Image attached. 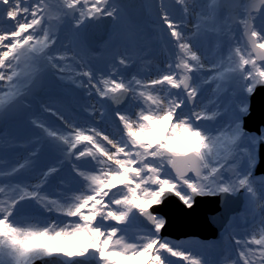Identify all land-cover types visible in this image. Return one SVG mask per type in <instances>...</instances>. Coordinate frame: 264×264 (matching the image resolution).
Returning <instances> with one entry per match:
<instances>
[{
	"label": "snow or ice",
	"instance_id": "obj_1",
	"mask_svg": "<svg viewBox=\"0 0 264 264\" xmlns=\"http://www.w3.org/2000/svg\"><path fill=\"white\" fill-rule=\"evenodd\" d=\"M174 2L181 7L179 19L165 0H155L157 14L148 28L160 39L167 35L170 55L159 75L145 80L127 74L135 62L127 49L116 51L110 68L92 64L101 49L84 30L89 21L110 19L113 32L122 22L130 34L135 27L120 0H0V120L18 106L31 109L37 85L48 74L88 96L94 92L102 104L120 106L131 99L139 109L115 111L122 126L116 139L97 127L78 126L44 101L37 102L41 112L61 126L33 118L29 122L38 132L27 143L0 130V151L5 143L34 145L12 166L0 155V264L52 257L59 264H264V177L255 172L264 129L257 133L245 126L248 100L264 87V0H234L227 8L223 0ZM65 28L71 31L67 43L61 39ZM209 34L216 38L215 60L206 66L209 57L197 42ZM73 66L86 70L72 71ZM225 84L232 99L222 106ZM206 88L213 98L197 110ZM163 122L168 127L160 133ZM184 133L195 142L183 150L173 147V141L187 143ZM45 142L58 150V161L33 183L26 177ZM82 158H89L87 168L76 163ZM66 161L73 180L60 178L59 190L49 192ZM170 194L187 209L197 197H240L243 232L233 229L235 217L223 226L231 251L209 254L202 249L217 246L196 248L161 236L168 221L152 209ZM26 204L42 212L28 214ZM136 220L141 223L130 230Z\"/></svg>",
	"mask_w": 264,
	"mask_h": 264
},
{
	"label": "rangeland",
	"instance_id": "obj_2",
	"mask_svg": "<svg viewBox=\"0 0 264 264\" xmlns=\"http://www.w3.org/2000/svg\"><path fill=\"white\" fill-rule=\"evenodd\" d=\"M165 2L167 4L168 8L173 12L175 18L179 19L181 17V7L179 5H177L174 2V0H165ZM146 4L149 5V7L147 8L146 18L141 23H135V27L132 29L131 34L129 32V26L124 22L121 23L119 29L115 32H113V29L111 26L110 32L108 34V37H111V39L110 40L108 39V42H106V43L102 41V42L98 43L96 46V48L101 49V51H100V54L92 60V64H93L94 68L98 67V62H99L98 59L105 52L108 54H114L115 55L117 50L122 53L127 49V51H129L132 54L133 59L135 61L132 64V66L126 70L127 74L131 75L136 70L139 71L138 63H140L139 62L140 59H138V58L144 57L145 59L150 60L151 64L155 68L154 77L156 78L159 75V70L162 67H164L165 64L167 63V62L164 63L162 61L164 51H165V54L167 56H169L170 55V46H167L168 45V38H167L166 34L164 35L163 39H160L159 35H157L156 33H153L148 28L149 21L156 16L157 12H156V7H155V0H146ZM257 23H259V21H257ZM233 31L236 33L237 36L240 34L239 31H237L235 25L233 26ZM65 37H71V31L67 28H65L61 33V39H63L64 42L67 43L68 41H67V39H65ZM118 37H122V40H119ZM206 38H209V42H211L212 46L215 44L216 38L214 36L209 34V35H206ZM105 41H106V39H105ZM114 45H116V46L114 47ZM84 70H86V69H77V68H75V66H73V68H72V71H84ZM122 71H125V70L122 69ZM139 75H140V78H143L145 80L148 78V74L145 72H139ZM44 78L48 79L49 82L44 87V89L41 91V95H37V94L35 95V97H34L35 100H33V107L31 109H28L27 116L25 118L20 119V120L9 122V123H12V127L15 128V130H16L15 134H18V138L16 139V141H18L20 143H27V142H29V140L31 138V136L29 134H32V133H34V136L32 138L35 137L38 130L35 129L31 125V123L29 122L33 118H38V119L44 121L46 123V125H48V126L57 127L56 119L54 120L51 118L50 115L44 114L41 112V110L39 108V104L37 103L38 101H44L46 103L47 102L53 103L54 107L56 109H59V110L62 109L59 111L60 113H62V111L65 112L64 116L66 117V119L69 118V119L74 120L76 122H80V121L94 122V124L96 125V127L98 129L100 128V125H99V122H100L103 126H106L107 128L113 130L114 139L119 137V135H120L119 129L122 126L119 125V123L117 122V119L114 117L115 111L120 110L122 112H125L123 110L126 107L131 108V105L134 101L129 99V102L125 108H123V109L116 108L114 110V116H113V114L110 113L108 106L106 104H102V102L94 94V92H93V95L88 96L84 90L77 89V88L72 87L70 85L66 86L65 84H63L59 80L53 78V76L51 74H48ZM232 86L233 87L235 86V82H233ZM226 89H228V90H226ZM208 94L213 96V92L211 91L210 88L205 89L203 95L197 99V102H196L197 103V110H200V109H198V107L202 106V102H205ZM74 98H75V100H74ZM77 99L81 103L80 106L74 105V102H76ZM87 99H89L88 102H90L92 100L95 101L94 107L100 106V109L105 112V115L103 117L100 116L99 120H96L95 115H93V114L90 115L89 110L84 111V109L88 107L87 101H86ZM230 99H232V97L230 96V86L227 84L222 85V88L220 90V103H221V105L223 106L224 104L229 103ZM248 103H249V112H250L251 96L248 100ZM206 123H211V122H206ZM161 124L163 125L162 126L163 128H160V129L157 128V131L160 133H164L165 129L168 127V124H167V122H163ZM6 126H5V128H6ZM262 129H264V123L261 125L260 130H262ZM252 132L258 133L259 131L252 130ZM2 134L5 135L6 133L2 132ZM184 134L186 135L187 143H178V142L173 141V147H176V148L183 150L184 148L189 147L192 143L195 142V137L191 136L189 133H184ZM30 146H31V144L29 145L28 149L24 148L25 152L21 155H27L28 151L32 147H34V145H32L31 147ZM19 149L21 151L23 148L18 147L16 150L18 151ZM48 150H51L54 152V157L58 161V157H59L58 150L55 149L51 144H49L47 142H45L44 145L40 148V152H39L37 158H39L41 156V154H43V153L45 154ZM259 152H260V147L258 149L257 166L259 163ZM86 159H89V158H82L81 161L76 162V163L78 164L80 162H84ZM9 161L11 163H14L13 161H11V158H9ZM22 161H20V162H22ZM73 162H75V161H73ZM12 165L13 164H10L9 166H12ZM257 166L255 169L256 175H259L258 177H264L263 173H257ZM63 168L64 169H71V163L67 164L65 162ZM39 173L37 174V176L39 175ZM59 177H60V175L58 174V176L56 178H54L50 184L56 183ZM32 180L34 181V179H31L30 181L32 182ZM218 199L219 198L209 200V201H204L203 203L201 202L202 207L205 206L206 204H210V205L214 206L216 204V202L218 201ZM234 203H235V201L234 202L231 201V204H234ZM242 208H243V205L241 206V209ZM25 212L33 214V213H41L42 210L36 206L31 205L30 207L25 209ZM233 217H235V219H233V224H232L233 229H235V231L237 233H242L244 230V227H245V217H244L243 213L241 211H238V212L232 214L230 218H233ZM53 219H55V218H53ZM113 223H115V222H113ZM138 225H139V221L136 220V221H133L132 223H130L128 225V227L130 230H134ZM183 225H186V224H183ZM183 227L189 228L188 226H183ZM166 238H168L172 241H181V240L190 241V242H192L191 246L196 247V248H200L201 245H208V244H212V245L217 246L216 249H202L204 251L209 252V254H214L215 251H219L220 256H223L225 254V252L231 251V245L229 243L228 238L225 237V235H224V229L221 231L220 237H218V238L203 239V238L198 237V236H188V237H181V238L166 237ZM49 243H51V242H49ZM57 246H65V245L58 244ZM220 250H223V251H220ZM172 259L177 260L179 258H172Z\"/></svg>",
	"mask_w": 264,
	"mask_h": 264
},
{
	"label": "water",
	"instance_id": "obj_3",
	"mask_svg": "<svg viewBox=\"0 0 264 264\" xmlns=\"http://www.w3.org/2000/svg\"><path fill=\"white\" fill-rule=\"evenodd\" d=\"M120 2L125 6V12L127 15L135 23H141L145 19L147 9H145L142 5L146 4V0H120ZM223 3L227 8L229 5L234 3V0H223ZM112 23L113 22L110 19H102L99 22L89 21L87 23L84 30L86 31L89 41L93 47L96 48L98 43L104 41L108 37ZM48 82L49 80L44 78L43 81L37 85V95H41V91ZM33 100H35V98ZM128 102L129 100L120 106H107L110 113L114 116V110L116 108H125ZM27 111V108L20 106L16 107L4 119L0 120V130L3 131L9 122L25 118L27 116ZM263 123L264 87H258L251 95L250 112L245 118V126L247 130L260 131ZM259 158L260 160L257 166V172L264 174V145L260 146ZM66 163L69 164L67 161ZM217 198L219 199L214 206L206 204L202 207V203L204 201ZM231 201H235V203L231 204ZM241 206L242 201L240 197L202 196L196 198V203L191 209H187L178 197L170 194L165 198L161 205L154 206L152 210L164 215L168 221L165 228L161 231V235L163 237L181 238L198 236L203 239H211L220 237V233L224 229V224L227 223L232 214L240 211ZM28 207H30V204H26L25 209ZM138 221L140 224L141 221ZM183 226H188L189 228ZM36 264H59V260L56 257H52L43 261L37 260Z\"/></svg>",
	"mask_w": 264,
	"mask_h": 264
},
{
	"label": "bare ground",
	"instance_id": "obj_4",
	"mask_svg": "<svg viewBox=\"0 0 264 264\" xmlns=\"http://www.w3.org/2000/svg\"><path fill=\"white\" fill-rule=\"evenodd\" d=\"M202 3H203V0H202ZM10 26H11L10 24L4 25V27H10ZM118 38H119V40H122V37H118ZM103 42H105V43L108 42V37L106 38V41L104 40ZM197 43L199 45V50H200L201 54L202 55H205L206 54L209 57L208 60H205V64L207 66L208 63H209V60H212V61L215 60V57H213L211 55L214 45L213 46L211 45V42H209V38H206V36L202 37ZM113 57H114V54H108V53L105 52L98 59L99 62H98V67L97 68H105L106 66L108 68H110ZM168 57L169 56H167L165 54V51H164V55H163L162 61L164 63L167 62ZM138 59H140L139 60L140 63H138V69H139V71L136 70L135 72H133V74H136V73L139 74V72H145V73L148 74V78L146 80L154 79L155 78L154 77V75H155V68L151 64V61L148 60V59H145L144 57H143V59H141V57H139ZM138 77L140 78V75H138ZM84 79L86 80L87 78H84ZM211 98H213V96L210 95V94H208L204 103H207ZM74 100H75V98H74ZM86 101H87V106H88L87 108H88V110L90 112H92L93 111L92 106H95V104H94L95 101L92 100V101L88 102L89 99H87ZM218 102L220 103V101H218ZM74 105L80 106L81 103L77 99V101L74 102ZM201 107L202 106L198 107V109H200ZM60 110H62V109H60ZM94 110H95V114H93V115H95L96 120H99V117H100L99 113L102 111L100 109V106L94 107ZM138 110H139L138 107H135V102H133L132 105H131V108H127L126 107L123 111L128 112V111H138ZM64 113L65 112L62 111V114H64ZM51 118L54 119V120L56 119L55 117H52V116H51ZM68 120L69 121H73V120H71L69 118H68ZM56 124H57V126H61V122H59L57 119H56ZM76 124L78 126H82V127H96V125L94 124V122H89V121L88 122L80 121V122H76ZM206 124H210V123H206ZM99 125H100V128H99L100 130H103L105 134L109 135L110 138H113L114 139L113 130L107 128L106 126H103L100 122H99ZM162 126H163L162 124H159V125H157V128L158 129L163 128ZM3 132L6 133L4 136L9 137V138H12L15 141L18 138V134H15L16 130H15L14 127H12V123H8ZM29 135L31 136V138H30L29 141H32L34 139V138H32L34 136V133L29 134ZM183 135L186 137L185 134H183ZM79 147H82V146H79ZM17 148L18 147H16V148L9 147L8 144L5 143L4 146H3L2 151H0V155H3L7 159L8 166L10 164H14V163H16L18 161H22L24 159V157L26 156V155H21V154H23L25 152L24 148L21 151H20V149L17 151L16 150ZM37 157L35 158L36 159V163H35V166H34V170L31 171V172H29L27 174V177H26V179H28V180L34 179V181L32 180L33 183L36 181V179H38L39 175L37 176V174L39 172H41L42 170H45L47 168V166H50V165H53V164H56L57 163V160L54 157V152L51 151V150H48L45 154L44 153L41 154V156L39 158H37ZM9 158H11V161H13L14 163H11L9 161ZM78 166H80L81 168H87L88 167V165L85 163V161L78 163ZM58 174L60 175V177L58 178V180H57L56 183L50 184V187L47 189L49 192L58 191L59 190L58 185H59L60 178H63L66 181H72L73 180L72 169H64L62 167V170ZM257 176H259V175H257ZM28 214H30V213H28ZM56 215L57 214L53 213V214H51L50 218H52V219L53 218H56Z\"/></svg>",
	"mask_w": 264,
	"mask_h": 264
}]
</instances>
